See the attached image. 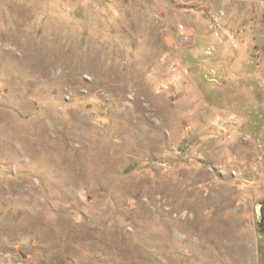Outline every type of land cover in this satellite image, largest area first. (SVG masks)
Segmentation results:
<instances>
[{"label": "rangeland", "instance_id": "374dc122", "mask_svg": "<svg viewBox=\"0 0 264 264\" xmlns=\"http://www.w3.org/2000/svg\"><path fill=\"white\" fill-rule=\"evenodd\" d=\"M0 264H264V0H0Z\"/></svg>", "mask_w": 264, "mask_h": 264}, {"label": "built area", "instance_id": "2783aa9c", "mask_svg": "<svg viewBox=\"0 0 264 264\" xmlns=\"http://www.w3.org/2000/svg\"><path fill=\"white\" fill-rule=\"evenodd\" d=\"M223 13H219V14H216L214 17H213V25L215 26L216 29H220L221 26H220V21H221V17H222Z\"/></svg>", "mask_w": 264, "mask_h": 264}, {"label": "water", "instance_id": "95a60500", "mask_svg": "<svg viewBox=\"0 0 264 264\" xmlns=\"http://www.w3.org/2000/svg\"><path fill=\"white\" fill-rule=\"evenodd\" d=\"M256 210H257V214H258V217H259V214H260V213H259V206L257 207Z\"/></svg>", "mask_w": 264, "mask_h": 264}]
</instances>
